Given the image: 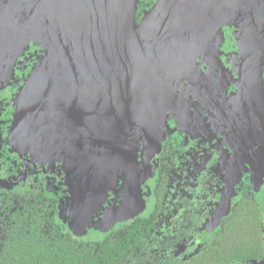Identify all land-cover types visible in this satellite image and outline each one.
Listing matches in <instances>:
<instances>
[{
    "label": "water",
    "instance_id": "1",
    "mask_svg": "<svg viewBox=\"0 0 264 264\" xmlns=\"http://www.w3.org/2000/svg\"><path fill=\"white\" fill-rule=\"evenodd\" d=\"M137 3L0 0V69L10 70L30 39L44 46L18 96L10 140L64 154L74 231L115 191L125 163L134 168L124 200L99 230L142 210L127 211L138 192V141L156 149L175 89L225 26L237 54L239 108L249 125L257 122L264 160V0H155L139 22Z\"/></svg>",
    "mask_w": 264,
    "mask_h": 264
},
{
    "label": "flooded vegetation",
    "instance_id": "2",
    "mask_svg": "<svg viewBox=\"0 0 264 264\" xmlns=\"http://www.w3.org/2000/svg\"><path fill=\"white\" fill-rule=\"evenodd\" d=\"M154 2L138 0L136 22ZM43 50L40 40L30 39L17 52L11 69H0V236L6 222L24 212L27 205L39 210L43 219L52 218L60 230L91 243L136 218L149 219L157 211L153 233L188 232V237L174 249L175 255L186 259L220 236L223 224L233 218L235 211L249 210L258 221L264 250V211L260 209L264 203V171L256 173L253 166L259 150L258 125L255 120L249 125L248 111L239 108L237 59L224 65L221 74L225 81L206 86L209 89L200 99L195 92L194 98L186 102L194 124L184 123L183 119L178 123L169 108L166 126L171 132L161 141L158 151L147 148L139 139L135 153L138 192L127 211L138 205L143 206L142 210L118 219L109 229L99 230L101 220L106 214L114 216L124 200V185L134 168L125 163L119 170L115 191H110L93 216L76 225L74 231L69 211L68 160L64 154L57 150H31L10 140L18 96ZM25 58L28 60L21 69L20 61ZM214 79L210 76L211 82ZM179 89H175V94ZM220 200L226 203L219 212ZM211 214L216 222L205 229ZM247 214L240 218L244 226ZM246 241L245 236H239L240 244ZM246 258L243 264H264V255L256 253Z\"/></svg>",
    "mask_w": 264,
    "mask_h": 264
},
{
    "label": "trees",
    "instance_id": "3",
    "mask_svg": "<svg viewBox=\"0 0 264 264\" xmlns=\"http://www.w3.org/2000/svg\"><path fill=\"white\" fill-rule=\"evenodd\" d=\"M235 213L223 224L220 236L183 259L175 255L174 249L188 232L153 233L157 211L149 219L136 218L91 243L60 230L52 218L43 219L39 210L27 205L24 212L5 224L0 236V264H243L246 257L264 255V250L252 212ZM245 213L249 215L247 226L240 219ZM240 235L246 237L243 244L239 243Z\"/></svg>",
    "mask_w": 264,
    "mask_h": 264
},
{
    "label": "rangeland",
    "instance_id": "4",
    "mask_svg": "<svg viewBox=\"0 0 264 264\" xmlns=\"http://www.w3.org/2000/svg\"><path fill=\"white\" fill-rule=\"evenodd\" d=\"M223 33H224L223 38L218 37V39H214L211 41L207 49L208 51L205 53L203 59L201 58L198 59L195 70L192 71L191 75L186 77L182 85V88L179 89L180 91L177 94L174 93L173 105H172L173 107L171 111L174 113L175 116H177L178 119L176 120L178 121V123L182 122V119H183L184 123L194 124L195 121L194 119L190 118L191 117V115H189L190 108L187 107L186 102L194 98L193 93L197 92L196 97L200 99V95L201 96L204 95V92L206 90L208 91V89L211 86L217 84L216 81H221V80L225 81L226 79H224L223 75L221 74V72H224L223 70L225 69V66H226L225 64H228L229 61L234 62L237 59L234 41L232 39V34H231V28L227 26L223 27ZM29 57H31V55H29ZM26 59L27 58L20 61L22 62L20 64L21 69L25 65ZM218 69H220V72L217 71ZM219 74L221 77L218 76ZM215 75H217V77H215L214 79ZM210 76L211 77L213 76V79L215 80V82L210 81ZM206 86H209V88L206 89ZM213 89L214 88H212V90ZM220 91H221V88L218 90V92ZM183 99H185V101ZM200 105L203 107L202 104ZM168 116L165 117L164 124L161 129L162 138L159 144L156 146L157 151L159 149L161 141L165 138L167 134L171 132V130L167 128L166 126ZM256 133H257V130H256ZM253 166L256 170V173H261V174L263 173L264 160L261 157L259 150H258V154L256 155L253 161ZM223 203H226V201L225 200L219 201V209H218L219 212L224 207ZM260 209L263 213L264 203H263V206H260ZM207 222L208 224L205 226L206 227L205 229H208L209 224L211 225L212 222L215 223L216 218H214L211 214L210 219ZM200 236L202 235L200 234ZM80 237H82V235H80Z\"/></svg>",
    "mask_w": 264,
    "mask_h": 264
}]
</instances>
